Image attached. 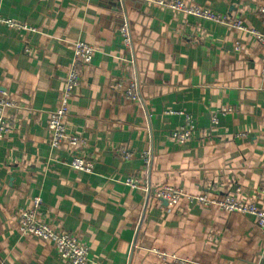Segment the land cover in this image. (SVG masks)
Returning <instances> with one entry per match:
<instances>
[{
    "label": "crops",
    "instance_id": "crops-1",
    "mask_svg": "<svg viewBox=\"0 0 264 264\" xmlns=\"http://www.w3.org/2000/svg\"><path fill=\"white\" fill-rule=\"evenodd\" d=\"M184 1L264 34V0ZM0 17L27 27L0 23V100L16 104L0 138V264H65L52 243L20 232L18 214L36 196L39 220L75 234L90 264H155L154 249L193 264H264L254 217L187 197L237 194L264 211V50L254 36L151 0H0ZM78 41L95 53L81 67L66 126L85 142L53 150L50 112ZM133 81L138 102L125 92ZM187 117L196 131L180 144L171 135ZM76 155L93 162L92 173L70 167ZM128 178L186 196L168 207Z\"/></svg>",
    "mask_w": 264,
    "mask_h": 264
},
{
    "label": "built area",
    "instance_id": "built-area-1",
    "mask_svg": "<svg viewBox=\"0 0 264 264\" xmlns=\"http://www.w3.org/2000/svg\"><path fill=\"white\" fill-rule=\"evenodd\" d=\"M157 5L165 8L172 9L174 11H181L187 15L194 16L198 19H203L216 24H223L232 28L239 29L241 31L249 32L254 36L258 42L262 45L264 50V34L257 30H251L243 25L240 18L223 15L214 11H209L197 5L187 3L184 0H151ZM258 12L263 18L264 22V6L258 7ZM0 23H4L7 26L16 30L27 29L25 25H21L10 19L0 17ZM33 31V30H32ZM120 33L123 38L125 46L131 47L133 39L128 21H125L120 28ZM242 46L237 44V51H240ZM95 50L94 47L86 42L78 41L73 46V57L71 62V68L67 75L64 91L61 99L60 107L50 112L49 131L51 133L50 147L53 150L60 149L68 144L71 147H80L85 142L82 138L74 135H70L67 131L66 120L70 114V102L73 97V93L81 85V67L82 65L90 64L93 60ZM264 67V58H263ZM117 87L121 86V83H117ZM126 94L129 99L134 102L140 101L139 84L137 81L130 82L126 87ZM16 104L9 99L0 100V138H3L8 134L10 124L6 117V111L11 108H15ZM228 112L226 109L222 110V114ZM231 112V110H229ZM214 123H218L217 117L213 118ZM195 125L190 118H186L185 124L175 130L172 133V138L184 144L193 138L195 132ZM122 156L125 159H129L131 156L126 151L122 152ZM145 164H150V154L147 152L143 156ZM70 167L82 172L92 173L94 164L86 157L76 155L72 158ZM126 185L134 189H142L147 196H152L160 203H166L168 207H173L179 203V199L182 196V190L172 188V186H162L157 189H152L140 179L128 178L125 182ZM260 195L264 196V186L260 189ZM189 201L198 202L204 205L216 206L219 209L227 213H238L241 215H249L257 220V224L260 228L264 229V211L260 210L254 203L243 201L238 198V195H230L224 200H216L208 198V196H188ZM42 198L36 196L33 199V206L29 210H21L18 214L19 229L23 236H33L41 240L52 243L54 249L58 253L59 257L64 260L65 264H90L89 250L81 245L78 237L75 234L68 232H57L52 224L39 220V211L42 207ZM158 262L155 264H193L187 258H181L175 254H168L161 252L157 249L152 251Z\"/></svg>",
    "mask_w": 264,
    "mask_h": 264
},
{
    "label": "rangeland",
    "instance_id": "rangeland-1",
    "mask_svg": "<svg viewBox=\"0 0 264 264\" xmlns=\"http://www.w3.org/2000/svg\"><path fill=\"white\" fill-rule=\"evenodd\" d=\"M229 108H226V111H228V112H226L225 113V111H224V113L225 114H228L229 113ZM222 113V112H221ZM245 134L244 133H241V134H238V137H240V136H244ZM172 188H175V190H178V189H180V188H176V187H173L172 186ZM203 195H206V194H200V195H196V196H203ZM183 196H186V194L184 193V191L182 190V196L180 197V199L183 197ZM188 197V196H187ZM228 196H226V197H224V198H221L220 200H224V199H226ZM179 199V200H180ZM176 206V205H175ZM174 207V206H173Z\"/></svg>",
    "mask_w": 264,
    "mask_h": 264
},
{
    "label": "trees",
    "instance_id": "trees-1",
    "mask_svg": "<svg viewBox=\"0 0 264 264\" xmlns=\"http://www.w3.org/2000/svg\"><path fill=\"white\" fill-rule=\"evenodd\" d=\"M259 13V12H258ZM260 15V14H259ZM260 17H261V15H260ZM261 19H262V22H263V18L261 17ZM263 24H264V22H263ZM264 186V185H263ZM262 187V186H261ZM259 193H260V189H259ZM258 225V224H257Z\"/></svg>",
    "mask_w": 264,
    "mask_h": 264
},
{
    "label": "water",
    "instance_id": "water-1",
    "mask_svg": "<svg viewBox=\"0 0 264 264\" xmlns=\"http://www.w3.org/2000/svg\"><path fill=\"white\" fill-rule=\"evenodd\" d=\"M164 204H166V203H164Z\"/></svg>",
    "mask_w": 264,
    "mask_h": 264
}]
</instances>
